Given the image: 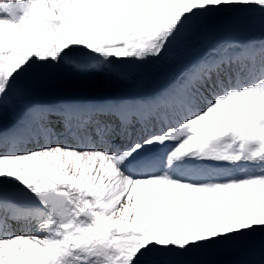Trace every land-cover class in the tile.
Instances as JSON below:
<instances>
[{"label":"snow or ice","instance_id":"6c2138e0","mask_svg":"<svg viewBox=\"0 0 264 264\" xmlns=\"http://www.w3.org/2000/svg\"><path fill=\"white\" fill-rule=\"evenodd\" d=\"M0 264H264V0H0Z\"/></svg>","mask_w":264,"mask_h":264},{"label":"rangeland","instance_id":"374dc122","mask_svg":"<svg viewBox=\"0 0 264 264\" xmlns=\"http://www.w3.org/2000/svg\"><path fill=\"white\" fill-rule=\"evenodd\" d=\"M170 65L171 62L161 64L150 73V77H163L167 71L171 70ZM98 87V84H93L87 81L60 79L53 91L61 95H75L93 91Z\"/></svg>","mask_w":264,"mask_h":264},{"label":"water","instance_id":"95a60500","mask_svg":"<svg viewBox=\"0 0 264 264\" xmlns=\"http://www.w3.org/2000/svg\"><path fill=\"white\" fill-rule=\"evenodd\" d=\"M162 77H156V78H154V80H156V79H161Z\"/></svg>","mask_w":264,"mask_h":264}]
</instances>
